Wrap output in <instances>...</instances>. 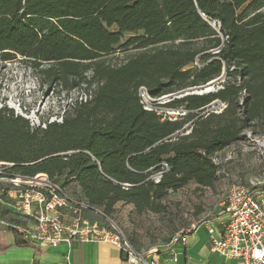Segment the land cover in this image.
<instances>
[{
    "label": "trees",
    "instance_id": "16d2710c",
    "mask_svg": "<svg viewBox=\"0 0 264 264\" xmlns=\"http://www.w3.org/2000/svg\"><path fill=\"white\" fill-rule=\"evenodd\" d=\"M117 51H125L118 61ZM17 57L45 64L50 86L83 87L88 97L43 126L2 105L0 161L63 191L74 183L76 201L100 218L118 202L137 215L161 212L168 193L189 182L211 187L213 154L244 129L264 128V0H0V62ZM224 67L228 78L214 91L162 105L183 106L182 117L161 120L139 104L141 85L175 95ZM214 100L226 106L205 111ZM12 232L16 245L31 244Z\"/></svg>",
    "mask_w": 264,
    "mask_h": 264
},
{
    "label": "built area",
    "instance_id": "2783aa9c",
    "mask_svg": "<svg viewBox=\"0 0 264 264\" xmlns=\"http://www.w3.org/2000/svg\"><path fill=\"white\" fill-rule=\"evenodd\" d=\"M173 95L153 96L143 85L137 89L141 107L155 112L161 120H175L187 113L184 109L162 106ZM87 97L88 94L76 100L85 101ZM225 106L224 102L214 100L205 111L220 112ZM242 134L243 139L237 143H246L254 152L261 174L246 184L234 182L230 185L225 200L219 204L228 215V222L221 236L213 241L212 249L223 257L238 259V264H264V135L256 134L252 127L244 129ZM229 146L212 156L219 167L236 156L234 148L227 149ZM12 165L0 161L1 228L14 230L30 243L42 245L105 242L119 248L129 264H160L147 260L145 253L135 249L114 226H104L82 214L81 208L86 205L71 199L45 174L20 175L11 171ZM161 175L162 171H158L151 177L158 181ZM68 206L73 216L65 218L61 211ZM194 226L191 224L188 229L180 230L179 235L183 236Z\"/></svg>",
    "mask_w": 264,
    "mask_h": 264
},
{
    "label": "rangeland",
    "instance_id": "374dc122",
    "mask_svg": "<svg viewBox=\"0 0 264 264\" xmlns=\"http://www.w3.org/2000/svg\"><path fill=\"white\" fill-rule=\"evenodd\" d=\"M114 55L118 61L125 55V51H117ZM45 67L44 64L40 68H34L20 57L0 62V106L12 108L14 115L27 118L29 124L34 126H43L44 121H59L63 113L71 110L76 99L80 96L86 97L88 94L83 87L67 91L59 84L50 86L40 71ZM227 78L225 76L216 80L211 85L213 90L220 87L219 83ZM182 94L184 93H176L173 97H180ZM173 109L184 108L178 106ZM254 131L256 134L264 135V128L259 125ZM231 148H234L236 156L220 165L218 178L211 187H201L189 182L176 191H170L163 200L165 209L161 212L148 211L137 215L133 212V206L128 203L118 204L109 219L97 217L99 214L84 211L82 208L83 212H80L96 217L94 219L104 226H114L120 230L135 249L156 251L169 243L176 232L186 230L191 224L195 225L197 221L208 218L214 211H218L219 203L225 200L232 183L246 184L260 176L261 169L255 154L246 143L232 144L227 149ZM56 182L61 183L62 179ZM65 192L74 200L80 196V191L74 183H69L65 187ZM65 209L63 212L66 214L65 218L72 217V209L69 206Z\"/></svg>",
    "mask_w": 264,
    "mask_h": 264
},
{
    "label": "crops",
    "instance_id": "0c3cea01",
    "mask_svg": "<svg viewBox=\"0 0 264 264\" xmlns=\"http://www.w3.org/2000/svg\"><path fill=\"white\" fill-rule=\"evenodd\" d=\"M218 207L212 216L197 221L183 236L176 232L171 241L158 250L141 252L147 260L160 264H238V259L223 257L212 249L213 241L221 236L228 222V215ZM64 211L66 209L61 212ZM85 216L92 220L96 218L89 214ZM14 241V233L0 227V264H129L119 248L105 242L19 246Z\"/></svg>",
    "mask_w": 264,
    "mask_h": 264
},
{
    "label": "water",
    "instance_id": "95a60500",
    "mask_svg": "<svg viewBox=\"0 0 264 264\" xmlns=\"http://www.w3.org/2000/svg\"><path fill=\"white\" fill-rule=\"evenodd\" d=\"M210 25L212 27H214L213 23H211ZM224 74H225V67L223 68V71H222L221 75L218 78L213 79V80L207 82L204 85H199V86H194V87L187 88L186 90L183 91L184 94H182V95H185V94H203V93H208V92L214 91L213 88L211 87V85L216 80H219V79L223 78ZM201 114L202 113H200L198 116H200ZM189 124H190V122L187 123L186 125H184L181 130H185L189 126ZM178 132H180V131H177V133Z\"/></svg>",
    "mask_w": 264,
    "mask_h": 264
},
{
    "label": "bare ground",
    "instance_id": "6f19581e",
    "mask_svg": "<svg viewBox=\"0 0 264 264\" xmlns=\"http://www.w3.org/2000/svg\"><path fill=\"white\" fill-rule=\"evenodd\" d=\"M207 88V87H206Z\"/></svg>",
    "mask_w": 264,
    "mask_h": 264
}]
</instances>
